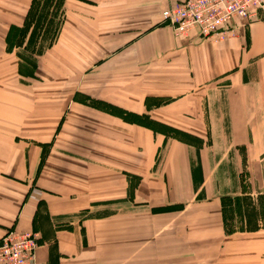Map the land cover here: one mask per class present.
<instances>
[{
  "label": "crops",
  "instance_id": "crops-1",
  "mask_svg": "<svg viewBox=\"0 0 264 264\" xmlns=\"http://www.w3.org/2000/svg\"><path fill=\"white\" fill-rule=\"evenodd\" d=\"M175 1L62 0L30 83L14 49L1 55L0 237L34 232L33 264H264V225L225 229L222 203L264 199V21L221 41L175 36L160 15ZM114 107L202 144L127 123ZM164 205L181 212H146Z\"/></svg>",
  "mask_w": 264,
  "mask_h": 264
},
{
  "label": "rangeland",
  "instance_id": "rangeland-1",
  "mask_svg": "<svg viewBox=\"0 0 264 264\" xmlns=\"http://www.w3.org/2000/svg\"><path fill=\"white\" fill-rule=\"evenodd\" d=\"M5 0H0V69L3 68L2 58L4 52H7L10 49H14L18 59V71L22 74V80L30 83L34 79L35 69L38 65L39 56L49 45L51 41L54 40L58 28L60 27L62 21V0H36V15L34 16L33 22L27 28L25 32H19L18 28L21 27V24L7 25L9 18L14 19L15 14L13 11L18 9V6H22L24 3H27V8L30 4V0H9L8 4L12 7L11 14L8 13V7L5 4L1 3ZM111 1V0H107ZM6 3V2H5ZM3 4V5H2ZM15 9V10H14ZM27 10V9H26ZM25 15V14H24ZM10 16V17H9ZM24 17V16H23ZM16 18V17H15ZM8 26V27H7ZM13 26V28H10ZM6 31V32H5ZM5 33V36L3 34ZM8 38L6 39V35ZM19 46L12 45L13 43L20 42ZM4 39V41H3ZM2 80L0 79V84ZM123 121L131 123L126 119H123L117 114ZM141 119V118H139ZM139 124L141 126L149 127L150 129L162 133L164 135L170 136L172 138H178L184 143L192 145L194 148H197L202 144L198 138L184 132L182 130L163 125L161 123H149L146 120H141ZM136 123V122H132ZM142 123H148L150 126L144 125ZM138 124V123H136ZM191 129H197L195 127H190ZM96 138L97 144L99 143L98 134L94 137ZM222 147V144H220ZM49 148V144H43L41 149L46 151ZM227 145H223V149H226ZM232 149V148H231ZM238 152H243L244 148L239 146L235 149ZM231 156V155H230ZM227 160L230 162V171L233 172V162L234 158L227 157L222 159L223 165L221 166L224 170L223 177L226 179L227 176L234 179V174H228V168L226 167L225 162ZM263 162V176L262 180L264 183V161ZM195 163V161H194ZM197 171V172H196ZM193 180L197 184V181L200 177L198 173L197 165H194L193 168ZM240 187L242 192H247L246 185L253 183L252 175H250L249 169L244 166L242 172L239 176ZM252 187V186H251ZM264 191V189H263ZM224 207V228L225 229H240V228H251L255 226L264 225V199L263 193L259 194L256 192V195L250 196L248 194H242L241 196L229 197L225 196L222 199ZM179 206L174 205H164L151 207L150 210L146 211L147 213L152 214H174L179 213ZM142 213V211H140ZM142 219V218H141ZM172 224V223H171ZM13 229V228H10ZM9 230V229H8Z\"/></svg>",
  "mask_w": 264,
  "mask_h": 264
},
{
  "label": "built area",
  "instance_id": "built-area-1",
  "mask_svg": "<svg viewBox=\"0 0 264 264\" xmlns=\"http://www.w3.org/2000/svg\"><path fill=\"white\" fill-rule=\"evenodd\" d=\"M160 15L175 36L195 30L221 41L236 35L239 22L264 21V0H176ZM36 247L34 232L9 229L0 237V264H33Z\"/></svg>",
  "mask_w": 264,
  "mask_h": 264
},
{
  "label": "trees",
  "instance_id": "trees-1",
  "mask_svg": "<svg viewBox=\"0 0 264 264\" xmlns=\"http://www.w3.org/2000/svg\"><path fill=\"white\" fill-rule=\"evenodd\" d=\"M36 3H37L36 0H30V4H29V6L25 12V15L23 17V20H22V25H21V27L18 28L19 32H25L27 30V28L30 26V24L33 22V20H34L33 18L36 15V12L38 10V9H36ZM10 28H13V26H11ZM7 38H8V34L6 35V39ZM22 39H23V37L21 38L20 42L13 43L12 45L19 46ZM114 112L116 114H118L119 116H121L123 119H126V120L131 121V122H136V123L140 124L142 122L141 120H146L147 122L152 123L151 120L149 118H147V116L144 114H137V113H133V112L126 111L123 109H118V108L117 109L115 108ZM139 118H141V119H139ZM142 124L150 126V124H148V123H142ZM43 152L45 153V150L42 151V153Z\"/></svg>",
  "mask_w": 264,
  "mask_h": 264
}]
</instances>
